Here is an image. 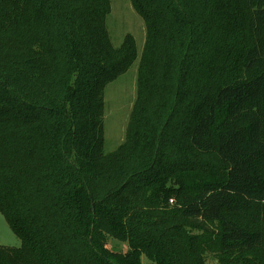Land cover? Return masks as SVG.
<instances>
[{
  "label": "trees",
  "instance_id": "1",
  "mask_svg": "<svg viewBox=\"0 0 264 264\" xmlns=\"http://www.w3.org/2000/svg\"><path fill=\"white\" fill-rule=\"evenodd\" d=\"M130 1L137 99L105 151L104 87L137 57L111 1L0 0V264H264V0Z\"/></svg>",
  "mask_w": 264,
  "mask_h": 264
},
{
  "label": "rangeland",
  "instance_id": "2",
  "mask_svg": "<svg viewBox=\"0 0 264 264\" xmlns=\"http://www.w3.org/2000/svg\"><path fill=\"white\" fill-rule=\"evenodd\" d=\"M110 11L105 19V26L114 47H118L124 36L130 34L136 44L137 57L130 67L115 79L110 81L103 90V130H104V150H113L124 138L125 129L129 123L130 113L137 99V77L138 62L145 40V25L141 16L135 11L130 0H110ZM164 120V118L162 119ZM181 129L174 132L171 122L167 127L174 137H167L170 140H183ZM184 131V130H183ZM198 163L202 166L218 167L219 162L212 154L199 155ZM0 243L8 246L17 247L20 245V239L12 232L6 220L0 213ZM107 247L114 250L126 249V244L118 242L112 238L107 239ZM143 264H152L142 255Z\"/></svg>",
  "mask_w": 264,
  "mask_h": 264
},
{
  "label": "built area",
  "instance_id": "3",
  "mask_svg": "<svg viewBox=\"0 0 264 264\" xmlns=\"http://www.w3.org/2000/svg\"><path fill=\"white\" fill-rule=\"evenodd\" d=\"M172 200L170 199V202H171Z\"/></svg>",
  "mask_w": 264,
  "mask_h": 264
},
{
  "label": "crops",
  "instance_id": "4",
  "mask_svg": "<svg viewBox=\"0 0 264 264\" xmlns=\"http://www.w3.org/2000/svg\"><path fill=\"white\" fill-rule=\"evenodd\" d=\"M1 244V243H0Z\"/></svg>",
  "mask_w": 264,
  "mask_h": 264
}]
</instances>
